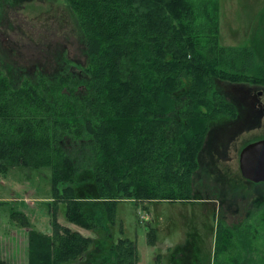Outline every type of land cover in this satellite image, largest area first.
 Here are the masks:
<instances>
[{"label": "trees", "instance_id": "obj_1", "mask_svg": "<svg viewBox=\"0 0 264 264\" xmlns=\"http://www.w3.org/2000/svg\"><path fill=\"white\" fill-rule=\"evenodd\" d=\"M58 1L84 62L64 56L56 74L35 77L0 63V173L49 170L51 235L19 211L10 218L29 229L27 264H138L133 241L111 240L115 206L199 200L194 174L209 127L234 115L221 85L264 88V61L253 48L219 45L220 0ZM254 205L246 218L255 214L258 228L218 220L208 264H264V204ZM59 206L66 222L105 241L60 227ZM154 236L149 229V245ZM182 248L169 249L168 264Z\"/></svg>", "mask_w": 264, "mask_h": 264}, {"label": "rangeland", "instance_id": "obj_2", "mask_svg": "<svg viewBox=\"0 0 264 264\" xmlns=\"http://www.w3.org/2000/svg\"><path fill=\"white\" fill-rule=\"evenodd\" d=\"M219 2V45L232 49L253 48L264 61V0ZM0 11V63L6 70L9 67H13L12 71L20 70L19 76H51L56 74L57 62L64 56L78 64L84 62L71 12L61 1L30 0L12 7L0 5ZM231 87L234 86L223 87L226 98L233 93ZM257 92L264 91L258 88L254 93ZM260 102L264 104V97ZM236 122L227 126L238 128V131L224 144V159L216 158L213 164L216 175L223 174V178L207 175L205 171L210 162L206 153L203 156L202 177L194 178L199 200L145 205L132 201L117 203L115 225L110 229L111 240L125 238L133 241L138 264H154L158 255L164 264H168L167 252L178 245L183 248L177 252L171 249L170 253L175 264H208L218 220L236 228L245 220L249 210L258 212L253 208L254 204H264V184L255 185L240 178L237 154L244 144L264 139V114L257 120H245L237 126ZM51 197L49 170L10 167L5 174L0 173V264H27L29 229L11 219V211L23 213L32 230L51 235V217L44 203ZM242 197L245 201L241 202ZM233 198L238 202L232 206L230 201ZM254 215L245 220L250 224L242 223L241 227L258 228ZM56 219L60 227L71 232L92 238L94 242L105 241L103 233L94 234L66 222L60 206ZM149 229L154 230V245L147 242ZM260 244L261 240L256 241V251ZM253 257H256L255 253Z\"/></svg>", "mask_w": 264, "mask_h": 264}, {"label": "flooded vegetation", "instance_id": "obj_3", "mask_svg": "<svg viewBox=\"0 0 264 264\" xmlns=\"http://www.w3.org/2000/svg\"><path fill=\"white\" fill-rule=\"evenodd\" d=\"M13 5H6V7H12ZM2 20V17H0ZM229 84L222 83L223 87H227ZM231 86V85H230ZM234 87L232 88L231 96H229L227 99L229 102H231L233 108H234V115L230 116L233 120H228L226 122L222 123H213L210 125L209 130L207 132L205 141L203 143V146L201 147L200 153H199V158H198V171L194 174V178H200L202 177L201 175V168H202V163H203V156L206 153L208 155V159L210 163H207V169L206 173L207 175H210L211 177L218 178H223V174L216 175L215 171L216 167L213 165L215 164V160L219 159L222 160L224 159V144L226 141L230 140L232 137L231 134H234L235 132L238 131V128L231 129L230 127H227L229 125H233L237 120L235 126L237 124H240L242 121H252V120H257L259 119V116L264 114V104L260 102V100L264 97V92H257L256 94L254 91L258 88L264 91L263 87H258L256 85H247V84H241V85H233ZM234 90V91H233ZM224 93V91H223ZM254 93V94H253ZM225 95V94H224ZM232 123V124H230ZM218 126V127H217ZM250 143L244 144L242 147H239L237 150L238 154V169H239V154L241 150L247 146ZM217 158V159H216ZM239 176L242 178L244 181L248 183H252L255 185H260L264 184V182H259V183H253L249 180H245L240 173L239 169ZM195 190V189H194ZM196 194L197 191L195 190ZM234 199V198H233Z\"/></svg>", "mask_w": 264, "mask_h": 264}, {"label": "water", "instance_id": "obj_4", "mask_svg": "<svg viewBox=\"0 0 264 264\" xmlns=\"http://www.w3.org/2000/svg\"><path fill=\"white\" fill-rule=\"evenodd\" d=\"M239 169L245 180L264 182V139L250 143L241 150Z\"/></svg>", "mask_w": 264, "mask_h": 264}]
</instances>
